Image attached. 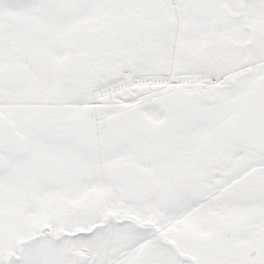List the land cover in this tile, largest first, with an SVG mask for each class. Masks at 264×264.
Here are the masks:
<instances>
[{"label": "snow or ice", "instance_id": "snow-or-ice-1", "mask_svg": "<svg viewBox=\"0 0 264 264\" xmlns=\"http://www.w3.org/2000/svg\"><path fill=\"white\" fill-rule=\"evenodd\" d=\"M0 264H264V0H0Z\"/></svg>", "mask_w": 264, "mask_h": 264}]
</instances>
